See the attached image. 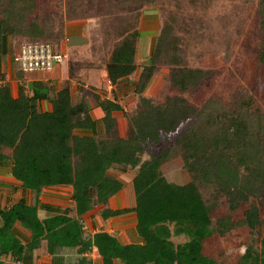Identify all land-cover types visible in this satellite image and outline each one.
<instances>
[{"label":"trees","instance_id":"16d2710c","mask_svg":"<svg viewBox=\"0 0 264 264\" xmlns=\"http://www.w3.org/2000/svg\"><path fill=\"white\" fill-rule=\"evenodd\" d=\"M128 1L142 9L154 4V0ZM37 7L38 0H0V56L6 54L10 39L15 42V54L27 44L61 43L65 25L58 31L43 26L35 16ZM258 14L262 34L258 59L264 66V0H259ZM137 39L138 31L134 29L112 49L106 63L111 84L122 82L137 71ZM177 53V39L171 27L162 24L151 58L141 67L134 83L138 105L127 118L126 137H119L115 130L112 114L121 111L115 102L100 103L105 112L106 136L97 139L74 134L82 128L94 131L95 124L84 104L73 103L68 86L51 97L52 112L41 113V96L36 91L30 96L21 86L18 97L13 98L10 87L0 85V162L8 158L3 151L10 149L12 176L22 183L23 190L40 193L51 186H71L76 213V217L60 213L40 220L37 207L28 205L24 198L8 210H0L1 256L23 259L26 248L12 232L19 222L32 235L28 250L46 239L51 253L62 248L95 247L103 264H216L204 254L205 241L215 228L197 181L217 186L231 196L241 182L248 185L261 181L264 113L251 108L247 101L226 108L210 100L197 108L181 95L168 97L161 104L144 97L161 62L171 66L168 81L179 94L199 88L211 76V71L184 67ZM172 135H178L177 142L185 153L184 166L192 161L196 165L187 167L190 182L185 185L163 177L160 156L142 159L151 143L159 144ZM241 166L246 171L244 176L239 173ZM113 167L122 173L137 169L132 180L136 205L117 211L104 209L101 217L106 220L135 212L142 244L123 245L106 232L83 237L80 219L93 206H106L124 187V182L108 174ZM246 198L241 196L239 200ZM174 235L184 236L187 241L175 244L171 240Z\"/></svg>","mask_w":264,"mask_h":264},{"label":"rangeland","instance_id":"374dc122","mask_svg":"<svg viewBox=\"0 0 264 264\" xmlns=\"http://www.w3.org/2000/svg\"><path fill=\"white\" fill-rule=\"evenodd\" d=\"M258 6L259 0H154L152 7L160 14L161 26L171 27L177 39L182 65L212 74L199 88L179 94L168 81L171 66L161 62L151 88L153 98L181 95L197 108L210 100L226 108L247 101L251 108L264 113ZM142 10L128 0H38L35 16L43 26H52L56 31L69 21L86 22L94 58L107 62L114 46L127 32L138 28ZM177 136L165 137L159 144L151 143L142 156H160L161 174L175 184L174 178L180 172L188 173L190 166H196L193 161L184 166L185 153ZM117 171L113 167L108 174L118 178ZM245 172L241 166L239 173L244 176ZM256 182H241L231 196L217 186L197 181L215 228V233L205 241L204 254L216 264H264V175ZM241 196L248 198L239 200ZM170 229L173 231V226ZM171 240L175 244L187 241L180 235Z\"/></svg>","mask_w":264,"mask_h":264},{"label":"crops","instance_id":"0c3cea01","mask_svg":"<svg viewBox=\"0 0 264 264\" xmlns=\"http://www.w3.org/2000/svg\"><path fill=\"white\" fill-rule=\"evenodd\" d=\"M160 27L161 17L156 8L150 7L141 11V20L137 28L136 60L138 69L128 79L114 85L109 84L106 71L107 62L94 58V54L91 52L92 40L84 21L75 20L65 23L64 39L56 46L60 52L65 54V60L61 65L55 66L49 71L26 73L19 70L12 61V55L16 53V46L13 40H9L6 54L0 56V77H2L0 85H8L13 98L18 97L21 86L30 96L36 91L41 96L38 101V109L41 113H51L53 110L51 97L68 86L73 103L84 104L91 121L95 124L94 131L82 128L76 129L74 134L95 136L97 139H103L106 136L103 122L105 112L100 103L104 100L115 102L121 106V111H115L112 114L115 119V130L119 137H126L129 128L127 118L137 109L138 104L134 83L139 79L141 67L147 64L151 58ZM157 77V73H155L143 96L151 99L155 104H161L165 98L155 100L151 90ZM11 153L10 149H5L3 154L8 158L0 162V210H8L24 198L28 205L37 207V215L40 220L60 213H68L67 215L76 217L71 186H51L43 188L40 193L23 190L22 183L12 176V163L9 159ZM117 172L120 174L117 179L124 182V187L109 199L106 206L95 205L80 219L83 224V237L85 239L93 237L97 232H106L116 237L123 245L142 244V239L137 232L138 220L135 212L106 220L101 217V212L104 209L117 211L132 209L136 205L132 180L137 169L127 173ZM180 173L174 178L175 182L179 185L188 184L190 182L189 174L187 172ZM2 225L3 221L0 217V228ZM12 232L25 246L26 252L23 259L19 261L10 256L0 255L4 262H14L15 264H103L95 247L87 250H82L81 246L62 248L51 253L47 240L42 239L36 248L28 250L27 248L32 242L31 232L19 222L15 223ZM114 264L120 263L115 261Z\"/></svg>","mask_w":264,"mask_h":264},{"label":"built area","instance_id":"2783aa9c","mask_svg":"<svg viewBox=\"0 0 264 264\" xmlns=\"http://www.w3.org/2000/svg\"><path fill=\"white\" fill-rule=\"evenodd\" d=\"M65 60V54L60 52L56 46L49 43H34L23 45L13 61L22 72L49 71L55 66L61 65ZM111 85V82L109 81ZM3 257L0 256V261Z\"/></svg>","mask_w":264,"mask_h":264}]
</instances>
